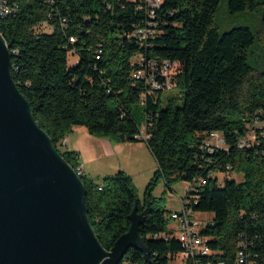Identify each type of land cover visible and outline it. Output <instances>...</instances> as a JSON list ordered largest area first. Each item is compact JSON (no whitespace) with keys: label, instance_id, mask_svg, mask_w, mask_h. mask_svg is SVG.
<instances>
[{"label":"trees","instance_id":"obj_1","mask_svg":"<svg viewBox=\"0 0 264 264\" xmlns=\"http://www.w3.org/2000/svg\"><path fill=\"white\" fill-rule=\"evenodd\" d=\"M16 1L17 12L0 14L12 77L61 156L74 169L81 165L78 151H60L58 145L75 126H85L97 137L144 141L157 162L143 198L133 176L122 169L101 181L80 176L88 218L102 246L110 250L129 230L135 206L141 213L150 202L139 229L148 258L130 248L120 264H170L183 248L169 236L168 210L163 197L153 195L154 188L160 180L170 187L179 180L203 179L186 193L194 196L190 207L195 212L213 213L202 230L213 252L202 261L237 264L244 242L245 264H264V137L250 148L238 145L255 118L264 122V59L253 60L256 41L264 32V0H228L231 15L260 14V28L255 32L241 25L223 33L216 25L222 0H162L156 9L157 34L147 42L132 36L151 18L146 6L140 8L142 0H56L54 6L43 0ZM43 20L55 30L40 29ZM72 36L74 43L69 42ZM261 47L264 51V42ZM69 53L79 57L74 64ZM139 53L159 62H179L171 87L145 100L148 85L133 76ZM174 86L183 104L169 98L164 107L162 92ZM138 103L144 104L147 138L138 137L143 127L131 109ZM213 132L223 135L227 148L210 152L203 147ZM228 165L243 176L241 180L225 178L221 183L212 174Z\"/></svg>","mask_w":264,"mask_h":264},{"label":"water","instance_id":"obj_2","mask_svg":"<svg viewBox=\"0 0 264 264\" xmlns=\"http://www.w3.org/2000/svg\"><path fill=\"white\" fill-rule=\"evenodd\" d=\"M107 250L88 218L85 186L33 117L11 73L0 32V264H120L130 248L148 258L139 233L149 209Z\"/></svg>","mask_w":264,"mask_h":264},{"label":"built area","instance_id":"obj_3","mask_svg":"<svg viewBox=\"0 0 264 264\" xmlns=\"http://www.w3.org/2000/svg\"><path fill=\"white\" fill-rule=\"evenodd\" d=\"M2 5V15L5 17L11 15L19 10V4L16 0H0ZM43 2L49 6H54L56 0H43ZM143 5L140 8L145 7L148 10V15L151 17L145 26H137L132 34L134 38H137L141 42H147L149 39H153L157 34V23L155 22L156 9L162 4V0H142ZM52 13H49V17ZM61 24L63 26L67 25V20L65 18L61 19ZM39 28L43 31L53 32L55 30L54 24L50 23L48 20H43ZM70 43L76 42V37L72 36L69 39ZM102 50L97 49V57H100ZM135 63L137 64V70L134 71L133 76L137 79H144L148 85V91L143 95V100H145L148 94L164 89V87H171L172 77L176 74L177 68L179 66L178 61L163 60L162 62L147 59L143 54L139 53L135 55ZM138 137L147 138L145 133V127L142 128V133ZM260 137H264V122L260 119L255 118L253 122L248 125V131L245 135L241 136L239 139L240 148H250L254 145L261 144ZM62 142L66 143V137L63 138ZM204 148L208 149L210 152H214L219 148H227L225 138L219 132L211 133L204 142ZM264 153V150H263ZM76 172L79 176L85 174L82 166H78ZM223 175L220 179L222 183L225 178H235L232 167L228 165L224 171H218L216 173ZM203 183V179L195 180L191 183L189 191L196 190V186ZM194 196H185L181 198V209L178 211L170 212V218L176 221V227L171 231L170 237L173 235L176 237L181 245L182 252L179 254L182 256L184 263L188 264L189 261L192 264H212L210 261H202L203 257L212 254L213 250L209 245L210 237L202 234L203 228L212 222V219H202L196 216V213L191 207V199ZM159 235H157L158 237ZM167 238V237H166ZM241 249L237 253V264H245L246 262V244L244 242L240 243ZM219 264H224L222 261Z\"/></svg>","mask_w":264,"mask_h":264},{"label":"rangeland","instance_id":"obj_4","mask_svg":"<svg viewBox=\"0 0 264 264\" xmlns=\"http://www.w3.org/2000/svg\"><path fill=\"white\" fill-rule=\"evenodd\" d=\"M228 0H222L220 7L218 9V12L216 14V25L221 33L230 30L231 28H234L236 26H249L255 32H257L260 28V14L252 13V12H245L239 15H231L228 12ZM264 42V32L262 33V40L256 41L255 47L256 53L255 58L252 59L256 62L263 61L264 59V51L261 47V44ZM78 55L69 53V62L71 64H74L76 61H78ZM169 98H173V101L176 105L181 106L183 104V98L182 93L178 87H172L171 89L164 90L162 92V105L165 107L168 104ZM132 112L139 118L140 126L143 127L145 123V112H144V104L138 103L131 106ZM74 130V129H73ZM129 142V141H128ZM140 142L139 144H128L126 145L127 148H125L124 153H126L129 160H133L136 153L139 154V157L143 160L142 162V169L140 170L139 174L135 175L134 182L138 188L139 195L141 198L144 196V192L146 189V186L150 182L152 175L154 174V170L156 168L157 162L152 155L150 149L148 148L146 142L144 141H137ZM132 143V142H130ZM67 148V145H65L63 142L58 145V149L60 151H63ZM132 156V159H131ZM123 167H125L129 171H133V166H130V163L125 165L122 164ZM115 166V165H114ZM113 166V167H114ZM112 169H116L112 168ZM115 171V170H111ZM114 173V172H110ZM236 180H241L242 175L235 173L234 174ZM103 177L100 176L98 178V181H101ZM219 178L222 179L223 175H219ZM191 183L187 180H179L175 183H173L170 187L167 186L166 182L164 180H160L156 187L154 188L153 195L156 197H163L164 199V206L165 209L168 210V228L174 229L176 227V221L170 218V212L171 210L178 211L181 209V198L186 196L187 191L190 188ZM201 217L203 219H208L210 217H213V213L210 212H197L196 216ZM183 258L181 255L174 258V260L170 261V264H183ZM122 264H129L126 261H123Z\"/></svg>","mask_w":264,"mask_h":264},{"label":"crops","instance_id":"obj_5","mask_svg":"<svg viewBox=\"0 0 264 264\" xmlns=\"http://www.w3.org/2000/svg\"><path fill=\"white\" fill-rule=\"evenodd\" d=\"M127 143L134 144L135 142H117L110 138L97 137L90 134L85 126H75L74 130L66 136L65 145H67L66 149L79 152L80 164L87 176L99 178L100 176L104 177L110 174V172H116L122 169L135 179V175L141 172L143 160L139 157L138 153H136L133 160L128 159L126 153H124L125 148H127ZM135 144L140 145V142H136ZM129 163L130 166H133V171L127 170L122 165ZM114 165L116 169H112L115 168ZM174 211L171 210V212ZM212 218L210 217L208 219ZM170 231H173V229H170Z\"/></svg>","mask_w":264,"mask_h":264},{"label":"bare ground","instance_id":"obj_6","mask_svg":"<svg viewBox=\"0 0 264 264\" xmlns=\"http://www.w3.org/2000/svg\"><path fill=\"white\" fill-rule=\"evenodd\" d=\"M0 14H2V5H1V1H0Z\"/></svg>","mask_w":264,"mask_h":264}]
</instances>
